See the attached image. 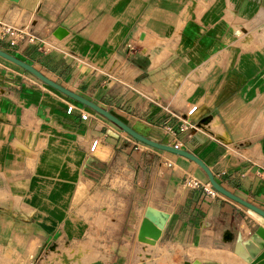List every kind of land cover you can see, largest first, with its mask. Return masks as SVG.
Masks as SVG:
<instances>
[{
	"label": "crops",
	"instance_id": "obj_1",
	"mask_svg": "<svg viewBox=\"0 0 264 264\" xmlns=\"http://www.w3.org/2000/svg\"><path fill=\"white\" fill-rule=\"evenodd\" d=\"M0 19L22 21L51 47L23 40L10 50L17 57L147 138L177 140L223 187L264 210V0H0ZM59 26L67 30L61 39L52 35ZM71 104L95 113L0 62L3 262L73 243L93 219L116 227L100 239L112 245L102 264H126L122 245L138 244L152 206L168 213L161 238L187 250L190 264H248L235 253H245L259 224L245 207L184 187L187 177L208 182L194 162L135 140L101 115L82 120L67 112ZM190 105L197 106L192 127L180 132L170 115ZM117 165L125 167L126 189L102 184ZM154 251L145 255L151 262Z\"/></svg>",
	"mask_w": 264,
	"mask_h": 264
},
{
	"label": "water",
	"instance_id": "obj_2",
	"mask_svg": "<svg viewBox=\"0 0 264 264\" xmlns=\"http://www.w3.org/2000/svg\"><path fill=\"white\" fill-rule=\"evenodd\" d=\"M9 1L17 2L18 0H9ZM66 34H67V30L61 26L57 27L52 32V35L57 39L63 38ZM51 39L54 40L53 38ZM0 58L29 72L44 84L61 92L67 97L81 103L82 105L91 108L96 113L103 116L105 119L116 125L123 132H125L135 140L152 148L183 156L189 159L190 161L194 162L196 165H198L204 171V173L207 176L208 183L216 192L225 196L229 200L236 202L242 205L243 207H245L247 209V213H249L258 222L259 225H257V227L249 234L248 241L244 244L245 253L242 255H239L238 253L236 254L242 257L244 261L248 264H264V210L255 206L249 201L242 199L241 197L237 196L236 194L232 193L231 191L223 187L215 179L214 175L212 174L211 170L206 166V164L201 159H199L195 154L187 150L181 149L179 147H175L174 145L167 143H160L147 138L146 136L135 131L128 124H126L124 121L119 119L117 116H115L105 108L99 106L98 104L92 102L89 99H86L85 97L77 94L76 92L71 91L70 89L60 85L59 83L47 77L44 73L39 71L30 63L18 58L15 55L10 54L8 51L3 50L1 48H0ZM185 194L186 191L184 192V196ZM167 218H168V213L160 211L152 206H147L144 210L142 219L138 226L136 238L138 241L147 242L150 243L151 245L156 246L153 255L154 258L159 257L164 247L169 245L166 243L164 239L161 238V233ZM170 247L171 244L168 246V249L171 251L172 249ZM183 264H190V262L184 261ZM202 264H208V263H202Z\"/></svg>",
	"mask_w": 264,
	"mask_h": 264
},
{
	"label": "rangeland",
	"instance_id": "obj_3",
	"mask_svg": "<svg viewBox=\"0 0 264 264\" xmlns=\"http://www.w3.org/2000/svg\"><path fill=\"white\" fill-rule=\"evenodd\" d=\"M0 21L5 22L3 19H1ZM38 46L39 45L37 44V47ZM0 48L6 51L12 50L9 49V46L4 39H0ZM47 49H51V47L43 48V50ZM0 62H4L7 65H14L2 58H0ZM89 202L92 201L89 200ZM139 213L142 212L139 211ZM79 215H83V213L79 212ZM88 224L90 225L89 231L86 234L83 233L84 235H78L76 241L73 243H71L72 241L66 239L59 242L57 241L54 245H49L48 247L42 246L39 249L33 248L30 251H18V253H23L22 258L17 257L14 260H7L6 262H3L0 259V264H27L30 262L29 258L31 257V251H35L33 254L34 259L31 264H94L95 262L102 263L100 260L107 258L106 252L102 251L106 250V248H110L112 245L101 244L100 239L103 238L102 234H105L104 231L106 232L107 230L108 234L114 235L116 227L110 222L100 220H98V222H95L93 219L88 221ZM77 242H80L82 244H78L75 248L72 249V251H70V247H73V245ZM122 246L123 252L125 251V253L128 255V261L126 262V264H148L147 262H149L150 264H183L184 261L187 260V250L184 251L182 248L176 246H171V251L167 246L164 247L161 255L157 258H153V262H151L150 259L145 255L150 254L152 250L155 249V245H151L150 243L141 241H138V244H136L133 241H130L129 243H126ZM136 246H138V253L136 255L137 260L135 259V253L137 251ZM102 247L105 249H101ZM49 252H51V254H49ZM139 254L143 255V257L139 256ZM26 257H28L29 260L26 259Z\"/></svg>",
	"mask_w": 264,
	"mask_h": 264
},
{
	"label": "built area",
	"instance_id": "obj_4",
	"mask_svg": "<svg viewBox=\"0 0 264 264\" xmlns=\"http://www.w3.org/2000/svg\"><path fill=\"white\" fill-rule=\"evenodd\" d=\"M1 20V19H0ZM22 22V21H21ZM21 22L16 23H10V22H2L0 21V39H4L6 43L8 44L9 48H17L19 43L23 40L28 41L29 43L38 44V49H43L44 47H49L46 42L39 39V37L36 35L35 32H33L29 27H26L25 25H22ZM133 45L130 43L129 48L132 49ZM197 106L196 105H190L187 108L182 110V113L179 115L172 114L171 117H176L179 122L177 125V129L180 132H183L187 130L189 127H192V124L190 122V118L195 112ZM73 110H77L79 112L80 118L82 120H86L89 117L97 119L101 121L100 119L104 118H98L100 117L99 114L89 113L88 111H85L81 108L76 107L75 105H68L67 112L70 113ZM98 115V116H97ZM111 126V124L109 123ZM113 127V126H112ZM114 129V128H113ZM164 129L167 133H169L172 136H175L176 131L175 127L168 124L164 126ZM99 139H93L87 146V153L93 154L96 150V147L98 146ZM175 147H178L177 140L172 143ZM125 171V167L122 165L114 166L112 169H110L104 176L102 184L107 185L109 187H116V188H128L130 186V181L128 178L123 177ZM184 187L188 188H197L199 186H202L205 191L210 194L211 196L218 195V192H216L210 184L207 182L205 184L201 183L198 179L194 177H187L185 178L183 182ZM102 264V263H101Z\"/></svg>",
	"mask_w": 264,
	"mask_h": 264
},
{
	"label": "bare ground",
	"instance_id": "obj_5",
	"mask_svg": "<svg viewBox=\"0 0 264 264\" xmlns=\"http://www.w3.org/2000/svg\"><path fill=\"white\" fill-rule=\"evenodd\" d=\"M235 254H236V253H235ZM196 255H197V254H196ZM236 255H237V254H236ZM191 256L193 257V256H195V254H193V255H191ZM238 256H239V255H238ZM192 257H191V258H192ZM195 257H196V256H195ZM239 257H240V256H239ZM240 258H242V257H240ZM242 259H243V258H242ZM243 260H244V259H243ZM94 264H101V263H100V262H95Z\"/></svg>",
	"mask_w": 264,
	"mask_h": 264
},
{
	"label": "trees",
	"instance_id": "obj_6",
	"mask_svg": "<svg viewBox=\"0 0 264 264\" xmlns=\"http://www.w3.org/2000/svg\"><path fill=\"white\" fill-rule=\"evenodd\" d=\"M8 52L10 53V54H12V55H15V53L14 52H12V51H10V50H8ZM16 56V55H15ZM19 58V57H18Z\"/></svg>",
	"mask_w": 264,
	"mask_h": 264
}]
</instances>
